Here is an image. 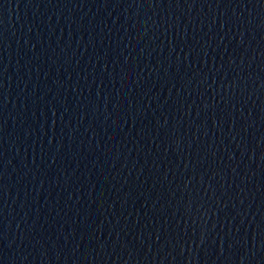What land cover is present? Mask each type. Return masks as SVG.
<instances>
[{
    "label": "water",
    "instance_id": "1",
    "mask_svg": "<svg viewBox=\"0 0 264 264\" xmlns=\"http://www.w3.org/2000/svg\"><path fill=\"white\" fill-rule=\"evenodd\" d=\"M0 264H264V0H0Z\"/></svg>",
    "mask_w": 264,
    "mask_h": 264
}]
</instances>
